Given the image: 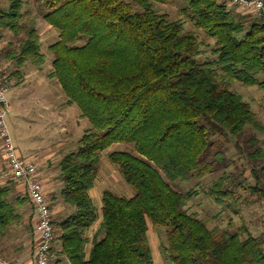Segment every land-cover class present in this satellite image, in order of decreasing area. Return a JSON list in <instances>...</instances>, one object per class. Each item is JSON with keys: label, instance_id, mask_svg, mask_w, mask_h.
<instances>
[{"label": "trees", "instance_id": "16d2710c", "mask_svg": "<svg viewBox=\"0 0 264 264\" xmlns=\"http://www.w3.org/2000/svg\"><path fill=\"white\" fill-rule=\"evenodd\" d=\"M167 1L134 0L137 10L130 0H44V17L60 37L49 46L55 54L50 76L93 124L60 162L61 195L77 208L60 223L61 253L73 264H157L151 221L166 229L172 264H264V235L233 231L234 223L211 228L187 205L197 187L182 192L171 184L203 178L225 163L223 152L212 153L215 136H240L248 125L264 129L232 86L239 81L264 90V22L237 19L221 0H186L183 17L172 20L155 7ZM25 3L10 0L7 10L0 8V28L26 34L11 52L19 67L29 60L42 66L47 54L37 24L25 20ZM187 21L215 39V58L199 59L200 35L185 29ZM120 142L134 144L138 155L113 151L109 157L135 193L104 191L101 227L87 258V233L99 217L90 191L103 152ZM250 155L264 159V148ZM254 173L262 182L258 168ZM230 183L224 175L209 193L239 212L242 197ZM253 189L264 198L261 184ZM8 192L0 186V235L17 217Z\"/></svg>", "mask_w": 264, "mask_h": 264}, {"label": "rangeland", "instance_id": "374dc122", "mask_svg": "<svg viewBox=\"0 0 264 264\" xmlns=\"http://www.w3.org/2000/svg\"><path fill=\"white\" fill-rule=\"evenodd\" d=\"M2 1L8 2V0ZM130 1L134 3V0ZM5 5L7 4H3V6ZM134 5L137 10L142 9L138 3H134ZM187 5L188 3L186 0H169L165 3H156L155 7L159 12L169 13L171 19L176 20L183 17L181 15V9ZM46 6L44 0H26L24 11L26 13V22H35L42 32V45L49 55L47 63H44V69L50 70L54 66L55 54L49 49V45L56 39L58 32L55 28L48 29L50 25L44 17V14L49 10ZM185 29L188 31L196 30L190 21L186 22ZM12 32L13 31L8 33V35L1 36V38L5 37V40L3 38L0 41V46L3 43L0 52V61L5 72H8L9 86L11 87L12 84L8 92L10 110L6 117L16 145L19 146L20 143L23 152L29 153L30 148L33 149L34 146L41 149L52 146H62L60 141L64 138L66 139L65 143L68 141L70 142V144L66 143L70 149L66 150L65 153L77 150L79 148V139L86 130L93 126L92 122L88 118L82 117L79 105L74 103L70 105L66 102V122L61 125L59 124V129L56 128V121L52 119L51 110L47 107V98L44 93L45 88L39 86L42 82L38 79V76L30 77L26 84L21 83L22 80L20 81L19 78L14 75L13 79V73H11L10 76L9 72L14 71V67L16 65L18 66V64L16 57L15 64H7V59H9L8 55L14 49H18L23 39L26 38L25 33L16 35V33ZM196 32L200 35L202 49L204 51L199 56V59L205 61L207 58H215L216 55L212 50L215 46V39L210 37L203 28L196 30ZM32 63L35 64L34 62ZM260 77L262 78L263 75ZM232 86L235 91L243 95L245 100L250 102L252 108L258 114L259 120L264 125V90L258 85L246 86L239 81H234ZM59 88L61 92L64 90L62 87ZM64 126L67 127L66 130H63ZM254 138H256L257 141H254ZM75 140L76 144L74 143ZM215 142L217 146L212 149V153H216L217 151L223 152L226 157L225 163L222 165L220 164L213 172L207 174L203 178H193L187 182L182 180H171L172 186L182 192L197 187L199 194L187 205L191 213H196L200 218L209 220V226L211 228L221 226L228 229L231 223H234L235 226L233 231L240 232L247 228L255 236L264 235V198L253 189L260 184L264 187V159L256 160L250 155V153L256 151L260 146L264 148V129L261 130L248 125L246 133L243 135H217L215 136ZM2 144L0 139V176H6L12 188L14 187L15 190L18 191V186L16 187V185H18L21 180H17L11 175ZM113 151H127L138 155L135 145L125 142L115 143L105 150L102 154L99 166L100 180L99 183H97V185H99L97 193L102 192L103 189L111 188V190L119 195L131 196V194L133 195V193H135V189L126 181L120 167H118V165L116 166L109 157V154ZM255 168H258V173L262 182L256 177L254 173ZM224 175H229L231 177V188H233L237 195L242 197V202L237 206L239 212H236L231 207L219 205L215 198L209 193L210 187ZM27 191H29L28 187ZM14 194L15 192L13 191L12 194L8 192L6 200L12 204L15 210L14 212L17 214V211L21 209ZM47 197L49 198L48 195ZM26 209L28 210L27 213H31L32 209L30 204L26 206ZM19 219H21V217L17 214V217H15L6 228L5 233L0 235V249H7L3 258L11 256L12 258L15 257L14 259L17 258L13 253L9 254V251L19 246L21 242L20 237L24 234L23 232L25 229H20L17 226L19 225ZM31 227L32 225H30L28 229ZM148 234L157 264H172L165 250V246L167 245L166 229H156L150 221V230ZM58 235L60 236L57 231V236ZM246 235L244 231L243 236ZM10 247L12 249H10ZM3 258L0 257V261H2Z\"/></svg>", "mask_w": 264, "mask_h": 264}, {"label": "crops", "instance_id": "0c3cea01", "mask_svg": "<svg viewBox=\"0 0 264 264\" xmlns=\"http://www.w3.org/2000/svg\"><path fill=\"white\" fill-rule=\"evenodd\" d=\"M3 4H7V5L3 6ZM226 5L228 6V10L231 13H233V15L237 19L241 17H245L249 23H252L254 21L264 22V17L259 16L255 11L244 9L236 5H230V4H226ZM9 6H10V0H8V2H3L2 0H0L1 9L7 10ZM48 29H53V26L51 27L50 25ZM8 33H11V31L7 29L3 30L2 28H0V41L3 38L5 40V37L1 38V36L8 35ZM40 33L42 34L41 31ZM59 38H60L59 34H57V37L53 41V43H55L56 41L58 42ZM42 41H43V37H42ZM53 43H50V45ZM2 45L0 46V52H1V48L3 47ZM42 51L46 53L45 49L43 48V45H42ZM8 56H9L8 57L9 59H7L8 60L7 64H13L16 59L11 56V53ZM47 59H49L48 54H47ZM45 64H43L42 66H38V65L33 64L29 60L21 67L16 65L14 67V71L9 72V73H10V76H11V73H13L12 74L13 79H14L13 77L14 75L18 77L20 81L22 80L21 83L23 84L28 83V80L30 77L38 76V79L42 82L39 86L45 88L44 93H45V97L47 98L46 100L47 107L49 110H51L52 119L56 121V128L59 129V124L61 125L64 122H66V118H67V115H65L66 114L65 105L67 102L66 93L64 90L61 92L59 87H62V85L60 84V82H58V79L50 76L51 72L54 69V66L50 70H45L44 69ZM11 87H12V84H11ZM66 129L67 127L64 126L63 130H66ZM65 141L66 139L63 138V140L60 141V143H62V146H52L46 149H41L39 147H37L38 148L37 149L34 146L33 149L30 148L29 153L23 152V149L20 143H19V146L17 145L19 154L21 155V157L34 161L36 165L38 166L39 178L41 179V182L44 185L46 194L49 196V199L51 200L53 204L51 205H52L53 217L55 221L54 224L56 225V231H58L59 234L61 233L60 223L66 220L70 215L75 213L77 209L75 206L67 204L63 200V197L61 195V192H62V189L65 183L61 176L60 162L62 158L64 157L63 155L67 154L65 153V151L70 149L69 146L67 145L68 143L70 144V142L68 141L66 142L67 143L66 144ZM74 143L76 144V140L74 141ZM99 180H100V175L97 179L95 186L90 191V195L92 196L97 206L99 217H98V220L92 225V227L89 229L87 233L89 241L87 242L86 247L84 249L86 252L87 258H89L91 250H93L92 248H93V242H94V237H95L94 235H96L97 232L99 231L101 227V223H102V218H103V213H102L103 195L102 194H104V191L107 188L103 189L102 192L98 191L100 194L97 193V189L99 187L97 183H99ZM0 186L8 188L9 194L10 193L12 194V191L15 192L14 196L15 198H17L19 202L18 203L19 207L21 209L17 211V214H19L21 217V219H19L18 221L19 225L17 226L20 229H25L23 232L24 234L21 235L20 237L21 242L19 246L13 249L10 247V249L12 250L9 251V254L13 253L14 255H16L17 258L14 259L15 257L12 258L11 255H10L11 257L3 258L6 253L5 251L7 250L3 248L4 250L0 249V257L3 258V260L0 261V263L1 264H16V263L18 264L20 262H26L28 264H33L35 250H36V241L34 240L35 239L34 234H35V227L37 225L36 224L37 217H36L34 204L29 198L27 186L23 181H21L18 183V185H16V187L18 186L17 188L18 191H17L15 190L14 187L12 188V185L8 181V178L6 176H0ZM29 204L31 205V209H32L31 213H27L28 210L26 209V206ZM30 225H32V227L28 229ZM18 248L19 250L17 251ZM53 251H54V260L51 264H73L66 255L61 253V242L59 239V235L56 237Z\"/></svg>", "mask_w": 264, "mask_h": 264}, {"label": "built area", "instance_id": "2783aa9c", "mask_svg": "<svg viewBox=\"0 0 264 264\" xmlns=\"http://www.w3.org/2000/svg\"><path fill=\"white\" fill-rule=\"evenodd\" d=\"M221 1L255 11L259 16L264 17V0ZM9 89V77L0 61V139L3 143V150L11 175L27 185L29 198L34 204L37 225L35 227L36 250L33 264H51L54 260L53 250L57 237L52 205L39 178L38 166L34 161L21 157L15 140L11 135L6 117L10 110ZM18 264L28 263L20 262Z\"/></svg>", "mask_w": 264, "mask_h": 264}]
</instances>
